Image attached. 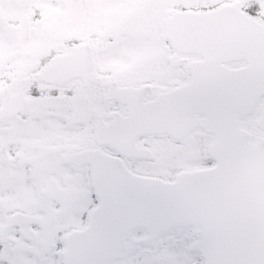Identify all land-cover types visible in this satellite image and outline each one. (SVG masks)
Returning a JSON list of instances; mask_svg holds the SVG:
<instances>
[{
	"label": "snow or ice",
	"instance_id": "6c2138e0",
	"mask_svg": "<svg viewBox=\"0 0 264 264\" xmlns=\"http://www.w3.org/2000/svg\"><path fill=\"white\" fill-rule=\"evenodd\" d=\"M0 264H264V0H0Z\"/></svg>",
	"mask_w": 264,
	"mask_h": 264
}]
</instances>
